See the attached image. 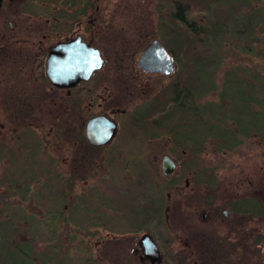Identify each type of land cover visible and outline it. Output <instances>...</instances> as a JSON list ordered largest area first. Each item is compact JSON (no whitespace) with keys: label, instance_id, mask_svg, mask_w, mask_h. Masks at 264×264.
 Wrapping results in <instances>:
<instances>
[{"label":"flooded vegetation","instance_id":"flooded-vegetation-1","mask_svg":"<svg viewBox=\"0 0 264 264\" xmlns=\"http://www.w3.org/2000/svg\"><path fill=\"white\" fill-rule=\"evenodd\" d=\"M175 4L167 0V12H163L156 6L157 0H0V163L3 160L9 183L19 180L28 186L27 194L45 191V185L52 183L50 194L71 207L87 197V230L105 231L91 253L98 264H150L139 247L142 236L152 240L160 262L165 258L166 264L174 259L179 264H205V255L214 256L218 264L219 250L228 249L222 244L226 239H231L229 252L235 256V264H264V99L261 105H253L252 76H245V89L237 91L244 105L221 100L224 84L216 91V131L217 127L229 130L226 143L216 133V156L248 142L250 147L242 148L248 157L244 177L238 179L235 173L228 195L222 200L218 196L221 203L214 201L216 196L205 197L204 174L193 161L201 156L204 144L199 139L196 143L181 139L183 135L193 137L194 132L199 138L205 119L204 96L185 91L181 109L155 106L156 95L173 81L177 63L156 38L157 33L155 37L148 34L157 31L158 18L172 21L178 12L188 23L187 3L180 5L181 11L173 10ZM153 40L172 61L170 75L148 72L138 65L141 52ZM79 43L98 51L100 67L80 79L83 67L61 69L58 65V82L69 85L50 83L46 74L50 53L58 45H69L71 50ZM128 50L132 52L129 56L125 54ZM59 52L54 54L58 60ZM136 53L137 59L133 57ZM158 77L168 82L156 90ZM143 98L152 99L153 107L136 105ZM162 114L166 115L164 123ZM95 117H105L114 125L110 140L100 146H92L84 137L86 123ZM148 123V138L132 145L165 138L170 148L159 162L160 175L169 185L162 206L156 204L150 186L144 188L149 192L145 202H132L141 196V192L136 194L139 186L146 184L141 177L154 169L152 159L149 162L144 153L132 154L133 165L124 164L123 127L143 130ZM173 147L179 156L172 155ZM163 158L173 165L168 175L161 171ZM115 166L120 168L119 174L127 172L119 177L121 184L110 173ZM218 184L216 181V194ZM120 192L126 197L120 198ZM94 195L99 202L90 206ZM116 221L127 225L122 235L109 232ZM162 227L166 237L160 246L154 236L161 238L157 228ZM89 235L94 236L92 231Z\"/></svg>","mask_w":264,"mask_h":264},{"label":"rangeland","instance_id":"rangeland-1","mask_svg":"<svg viewBox=\"0 0 264 264\" xmlns=\"http://www.w3.org/2000/svg\"><path fill=\"white\" fill-rule=\"evenodd\" d=\"M189 1V0H188ZM221 5L216 9V13L218 15H223L228 20L230 17L234 16L231 20V24H229L228 30H225L224 35H222L218 42L213 44L212 47H208L211 50V55H218L219 63L216 67V70L213 74L212 80L215 84V91L211 94L206 95L203 98L204 101H213L216 99V91L222 88L224 84L225 76L227 75L229 83L233 81L234 78L238 77L240 79L245 80V76H255L258 82V88L256 87L257 94L259 95L258 98L264 99V0H217ZM242 1V3H240ZM157 7H161L163 12H167V0H157ZM232 4V5H231ZM232 7H231V6ZM230 6V7H229ZM198 6L192 7L191 13L188 15V21H190V27H192L197 33V40L200 43V40L203 38L202 35L204 34V26H208L212 21L216 22V18H212L211 12H208L204 9L199 10L197 9ZM222 11V12H221ZM160 19V20H159ZM159 20V21H158ZM160 24L170 25L171 21H169L166 17H160L157 19L156 25ZM234 25V26H233ZM157 26V27H158ZM172 28L177 30L172 23ZM182 30V29H181ZM155 32L157 33L156 38L159 39L160 36L164 37V33L160 31L152 30L149 32V37H155ZM151 33V34H150ZM148 39V37H147ZM220 43V45L218 44ZM199 48V49H198ZM199 51L204 50L205 48L199 44L197 47ZM217 49V50H216ZM131 50H128L125 54L129 56L131 54ZM125 55V56H126ZM135 59H137V53L133 55ZM184 62L182 60L180 63ZM178 63L176 65V71L172 76V80H175L181 71V64ZM210 72H207V75ZM154 84H156V90L162 85L164 86L167 79L164 78H155ZM217 84V87H216ZM245 87V86H244ZM164 89V88H163ZM235 89H231L230 93H235ZM257 95V96H258ZM153 100L149 102L146 98L139 99L136 105L143 106V105H151ZM148 107V106H147ZM140 113L141 110H140ZM148 126L143 125V130L137 129H129L125 126L123 127V136L122 139L125 140L124 149V164L129 165L131 167L133 162L131 161V155L137 154L143 156L148 155V160L153 166L154 169L147 171V174H144L141 177V181H146V184H141L136 192L140 193L141 196H137L136 199L132 200V202H145L146 198L149 195V192L146 191L144 188L150 186L154 189V196L156 204L162 206L165 201V195L168 191V180H164L161 177L159 172V162L160 158L163 155L169 154V146L165 143L164 139L158 138L155 143L149 144L148 142L143 141V146L139 145H132L133 142H137L138 140L142 142V139L148 138V133L150 129L149 123ZM158 134L161 131L158 129L156 130ZM129 141V142H127ZM254 140L252 141V147L254 146ZM148 143V145H146ZM247 145L242 144L239 148L235 150H228L225 154H218L216 156V146L212 143L210 137H205V144L203 145V152L199 158H193L195 168L200 169L204 174V193L205 197H212L216 196L215 202L220 201L223 199V195H228L229 188L231 187L232 180L234 179L235 173L238 179L244 177L245 170L248 164V157H246V153L243 152L244 147H250ZM142 147V148H139ZM172 155L179 156L178 153L175 152V147L172 148ZM253 149H255L253 147ZM138 150V151H137ZM237 160V161H236ZM236 161V164H233ZM148 162V163H149ZM145 164V163H143ZM3 160L0 165V176L4 172L5 167L3 166ZM232 165H236L237 169H231ZM127 169V168H126ZM14 170L18 172L20 167H14ZM181 167L179 168V171ZM196 170V169H195ZM120 168L112 167L111 168V175L114 179H118L120 184L122 183V179L119 177H125L127 172L123 175L120 173ZM129 173H132L131 168L128 170ZM122 175V176H121ZM217 175V176H216ZM129 176V175H128ZM216 181L219 182L218 189L219 192L216 194ZM5 180L0 178V227L5 225V222L9 219L10 215L17 214V221L19 218H23L22 216H26V228L28 233H31L37 236L40 239L39 244L32 245V251L40 252L42 248L46 244L45 239L52 236V232H55V237L59 239L56 243L58 246L55 247V250L43 251L49 254L48 256H55V263L59 262L61 264H98L99 262L91 254L92 251L95 249L94 244L96 241L102 239L104 237V233L101 228H89L87 230V214H88V203L87 197L81 198L77 200L75 205L68 206L65 202L61 201L58 202L56 199V195L50 194L53 191V184L48 183L45 185V191L31 193L30 196L33 198L35 204L37 206H33L27 201L20 202L19 196H15L12 198L5 199L4 192H5ZM178 186H182V180H178ZM39 191V190H38ZM122 192V191H121ZM119 193L120 198H125L126 194ZM152 192V191H151ZM19 195V194H18ZM218 196L221 200L218 199ZM98 195H94L93 198L89 200L90 206L97 205L99 202ZM214 198V197H213ZM1 200L6 201L7 205H2ZM121 202L124 199L120 200ZM4 202V203H6ZM65 205V206H64ZM54 206L59 207L58 210L64 212H60V216L68 217L69 224L55 220V214L51 213ZM20 207V209H18ZM65 208V209H64ZM2 210V211H1ZM29 215V216H28ZM21 216V217H20ZM33 216V217H32ZM58 217V216H57ZM35 218V219H33ZM10 219L11 221H14ZM16 222V221H15ZM14 222V223H15ZM16 224V223H15ZM17 225V224H16ZM4 229V226H2ZM18 228V229H17ZM15 230L8 229L5 231L0 230V238L1 237H8L10 240L15 239L13 234L16 231H20L21 226L17 227ZM127 228V225H124L122 222H114V225L110 226L109 232L113 235H122V232ZM164 227L157 228V232L162 234L161 238L155 234L154 238L156 242L161 246L163 244L164 236ZM12 231L14 233H12ZM90 231L93 232V237L90 234ZM16 237V234H15ZM26 238L24 237L23 241ZM43 240V241H42ZM231 239H226L225 242L222 244H226V248L224 249L221 247L219 250L220 252V260L218 264H235V256H233V252H229V246H231ZM50 243V242H49ZM48 244V243H47ZM46 244V245H47ZM52 244V242L50 243ZM136 242H132V246H135ZM49 245V244H48ZM53 245V244H52ZM44 250V249H43ZM231 250V249H230ZM52 251V252H51ZM11 252V251H10ZM8 252V253H10ZM34 252V253H35ZM53 253V255L50 254ZM37 253V254H38ZM7 256V255H6ZM222 256V257H221ZM58 257V258H57ZM214 257V256H213ZM212 256L205 255L204 261L205 264H216ZM243 260V259H242ZM255 260V258L253 259ZM96 261V262H95ZM167 259L163 258L160 264H166ZM179 259H174L172 264H179ZM54 263V262H53ZM51 264V263H49ZM240 264H244L242 261Z\"/></svg>","mask_w":264,"mask_h":264},{"label":"trees","instance_id":"trees-1","mask_svg":"<svg viewBox=\"0 0 264 264\" xmlns=\"http://www.w3.org/2000/svg\"><path fill=\"white\" fill-rule=\"evenodd\" d=\"M176 2L175 6H172L173 10L181 11V4L187 3V14H185L186 20L188 21V15L192 11V7L198 6L197 9L199 10H206L208 12H211L212 18H216V22L212 21L210 22L208 26H204V34L202 35V39L200 40V43L197 40L198 33L190 27V21L186 24L184 19L182 20L180 12H178L177 15L173 14L171 17L172 21L170 25L160 24L157 27L158 31H162L164 33V37L160 36L159 40L163 44L166 50H169L171 53L175 63H180L182 60L184 62L180 63L182 67L179 76L171 82L169 87H167L166 91L163 89L156 95V108H166L171 106L174 108V110L181 109L183 106L182 96L185 91H189L194 93V95H201L206 97V95L211 94L215 91V84L212 80L213 74L216 70V67L219 63V57L218 55H210L211 50H209L208 47H212L213 44L217 43L219 38L224 35L225 30H228L229 24H231V20L234 16L230 17V20H228L223 15H218L216 13V9L220 7L221 5L217 0H173ZM242 3V1L240 2ZM232 5V4H231ZM230 5V6H231ZM229 6V7H230ZM232 7V6H231ZM222 12V11H221ZM264 12V9H263ZM264 20V18H263ZM172 23L174 24V27L177 29L175 31L174 28H172ZM234 26V25H233ZM182 29V30H181ZM201 44L202 47L205 49L202 51H199L197 47ZM220 45V43H218ZM217 50V49H216ZM207 72H210V74L207 75ZM246 76V75H244ZM253 79H256L255 76H252ZM244 79L240 80V78L236 77L229 83L227 75L224 79V87L221 92V100H227L230 104H234L235 101L238 103L243 102L244 105V99L238 98L237 91L239 88H244L246 85L243 83ZM256 87L258 88V82L257 80L253 81V88H252V102L253 105H261L262 99L258 98L259 95L257 94ZM231 89H235V93H230ZM245 89V88H244ZM168 91V92H167ZM258 95V96H257ZM153 107V104L150 105V107ZM216 99L213 101H204L201 108L203 109L205 119H204V126L200 130L199 138L197 137L196 133H193V137L183 135L181 136V139H193V141L199 139L198 143L205 144V137H210L212 140V143L216 146V133L222 135V138L224 140L222 143L228 142L226 139H229V130L221 129L219 127L216 131ZM233 107V106H232ZM148 108V107H147ZM148 111H145L143 113H147ZM161 122L164 123L166 121V115L162 114ZM255 112L253 113V123H255ZM148 116L143 115V118H147ZM255 128V126H254ZM258 134V137H260L261 131L258 129L256 131ZM175 134L180 135L178 132H175ZM194 141V143H196ZM197 145L195 144L193 148H195ZM180 149L185 150L184 146H179ZM1 149V148H0ZM221 149H224L223 146H221ZM3 150V149H2ZM0 154H3V152H0ZM2 159V158H1ZM4 164V163H3ZM1 165V163H0ZM5 167V165H3ZM5 170L0 176L1 179L5 180V184L8 181L6 178ZM8 186H5V192L3 193L5 196V199H9L15 196H19L20 202L27 201L33 206L35 205L33 198L30 196V194H27V188L28 186H24L21 184V182L17 179H12V182L8 183ZM16 186V188H15ZM19 194V195H18ZM62 200H58V202H61ZM6 202V201H4ZM3 200H1L2 205H7V202L4 203ZM67 203L66 201H63ZM70 206L69 204H67ZM20 209V207H18ZM59 207L54 206L51 213L55 214V220L59 221L61 223L64 222L69 224V218L68 217H62L60 216V212H64L65 210H58ZM2 211V210H1ZM19 216V215H18ZM17 214L10 215L9 213V219L5 222L4 229L2 226L0 227L1 231H5L8 229L15 230L17 227L21 226L20 231H16L14 233L13 237L15 239L10 240L7 236L0 238V264H61L60 261L55 263V256H48L46 252L43 251H49L55 250V247L57 245V237H55V232H52V236L48 237L44 240L46 241V244L42 248V251L40 252H33L32 251V245H35L36 243L39 244L40 239L37 238V236L28 233L25 222H26V216L23 215V218H19L17 221ZM29 216V215H28ZM58 216V217H57ZM14 219V221H11L10 219ZM21 217V216H20ZM33 217V216H32ZM35 219V218H33ZM16 221V222H15ZM17 224H15V223ZM18 229V228H17ZM16 234V237H15ZM24 237L26 238L25 241H23ZM43 241V240H42ZM52 242V244L50 243ZM44 249V250H43ZM11 251V252H10ZM51 251V252H52ZM10 252V253H8ZM50 252V254H51ZM38 253V254H37ZM54 253V252H53ZM53 253L51 255H53ZM7 255V256H6ZM58 258V257H57ZM54 262V263H53Z\"/></svg>","mask_w":264,"mask_h":264},{"label":"water","instance_id":"water-1","mask_svg":"<svg viewBox=\"0 0 264 264\" xmlns=\"http://www.w3.org/2000/svg\"><path fill=\"white\" fill-rule=\"evenodd\" d=\"M69 45H58L49 55L46 65V74L50 83L55 85H69V82L59 83L57 80V67L61 66H78L83 67L81 76L83 79L85 74L91 73L100 67L101 59L98 51L90 47H84L83 45L75 44L68 48ZM70 50V51H69ZM62 55L60 59L55 58V53ZM64 53L67 55L63 56ZM138 65L141 69L152 72L162 73L164 75H170L173 72L172 61L162 46L153 40L140 54ZM63 74V72L61 73ZM79 79V78H78ZM114 132V125L111 121L105 117H95L90 119L84 128V137L92 146H100L110 140ZM173 170L172 163L163 158L161 164V171L164 175H168ZM139 247L143 251L144 257L150 262V264H158L160 262V254L148 236H142L139 240Z\"/></svg>","mask_w":264,"mask_h":264}]
</instances>
